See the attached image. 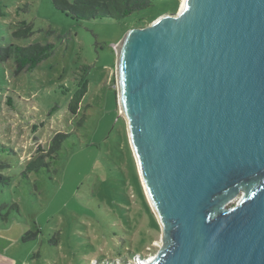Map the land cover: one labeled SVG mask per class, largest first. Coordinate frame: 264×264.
I'll return each instance as SVG.
<instances>
[{
    "label": "water",
    "instance_id": "water-1",
    "mask_svg": "<svg viewBox=\"0 0 264 264\" xmlns=\"http://www.w3.org/2000/svg\"><path fill=\"white\" fill-rule=\"evenodd\" d=\"M105 47L162 237L135 263L264 264V0H184Z\"/></svg>",
    "mask_w": 264,
    "mask_h": 264
},
{
    "label": "rangeland",
    "instance_id": "rangeland-1",
    "mask_svg": "<svg viewBox=\"0 0 264 264\" xmlns=\"http://www.w3.org/2000/svg\"><path fill=\"white\" fill-rule=\"evenodd\" d=\"M180 2L156 0L122 20H80L53 0H0V47L53 44L31 71L15 73L13 59L0 63V161L10 164L0 173L11 177L10 184L0 182V250L13 264H134L136 254L159 251V223L126 121L117 117L116 53L105 46L176 12ZM20 21L32 27L27 38L11 36ZM81 79L87 90L73 113L68 100ZM64 133L48 159L51 139ZM37 155L48 166L22 176V165Z\"/></svg>",
    "mask_w": 264,
    "mask_h": 264
},
{
    "label": "trees",
    "instance_id": "trees-1",
    "mask_svg": "<svg viewBox=\"0 0 264 264\" xmlns=\"http://www.w3.org/2000/svg\"><path fill=\"white\" fill-rule=\"evenodd\" d=\"M156 0H53V4L61 11H65L83 19H98L110 18L115 20H122L134 12H138L150 7ZM179 7V6H178ZM176 9L172 7L171 9ZM157 11L156 13H158ZM162 12H166L163 10ZM141 19V17H137ZM11 31V36L14 38H27L32 34V27L25 21H20L14 25ZM53 50L52 43L34 42L25 46L9 43L0 47V63H4L9 59H13L14 72L20 73L22 71L33 70L42 60L47 58ZM87 90V80L81 79L78 85L73 89L69 100L68 107L73 113L77 112L79 103L81 102ZM116 95V93H115ZM11 99L8 98V103ZM10 104V103H9ZM56 107L53 106L51 110ZM67 134L54 135L48 147V159L55 156L61 148L63 139ZM8 149L2 146V151ZM43 160L42 155H37L34 159L22 165V176H27L30 172H36L41 168L47 167L49 161ZM10 164L0 161V168H8ZM10 176H4L0 173V182L2 184H10Z\"/></svg>",
    "mask_w": 264,
    "mask_h": 264
},
{
    "label": "crops",
    "instance_id": "crops-1",
    "mask_svg": "<svg viewBox=\"0 0 264 264\" xmlns=\"http://www.w3.org/2000/svg\"><path fill=\"white\" fill-rule=\"evenodd\" d=\"M0 264H13L7 252L4 254L2 250H0Z\"/></svg>",
    "mask_w": 264,
    "mask_h": 264
},
{
    "label": "bare ground",
    "instance_id": "bare-ground-1",
    "mask_svg": "<svg viewBox=\"0 0 264 264\" xmlns=\"http://www.w3.org/2000/svg\"><path fill=\"white\" fill-rule=\"evenodd\" d=\"M180 5H179V7L178 8H182L183 7V5H184V0H181V2L179 3ZM152 258V257H151ZM151 258H149L148 260H147V262L148 261H151ZM136 264V263H135Z\"/></svg>",
    "mask_w": 264,
    "mask_h": 264
}]
</instances>
